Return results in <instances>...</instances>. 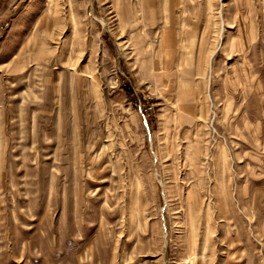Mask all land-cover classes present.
Masks as SVG:
<instances>
[{
	"label": "rangeland",
	"instance_id": "374dc122",
	"mask_svg": "<svg viewBox=\"0 0 264 264\" xmlns=\"http://www.w3.org/2000/svg\"><path fill=\"white\" fill-rule=\"evenodd\" d=\"M0 264H264V0H0Z\"/></svg>",
	"mask_w": 264,
	"mask_h": 264
}]
</instances>
